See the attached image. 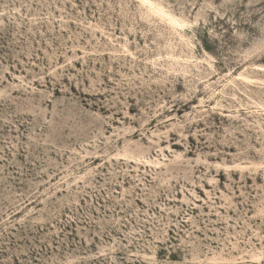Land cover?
<instances>
[{"label": "rangeland", "instance_id": "rangeland-1", "mask_svg": "<svg viewBox=\"0 0 264 264\" xmlns=\"http://www.w3.org/2000/svg\"><path fill=\"white\" fill-rule=\"evenodd\" d=\"M0 264H264V0H0Z\"/></svg>", "mask_w": 264, "mask_h": 264}]
</instances>
